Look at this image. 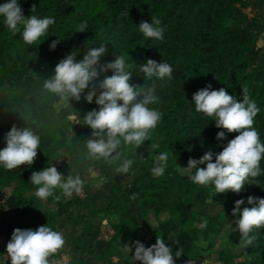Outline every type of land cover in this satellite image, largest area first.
I'll use <instances>...</instances> for the list:
<instances>
[{
	"label": "trees",
	"instance_id": "trees-1",
	"mask_svg": "<svg viewBox=\"0 0 264 264\" xmlns=\"http://www.w3.org/2000/svg\"><path fill=\"white\" fill-rule=\"evenodd\" d=\"M256 3L264 8V0ZM18 4L25 18L32 14L38 18L52 17L55 23L35 43L27 44L22 38V26L14 34L0 18V84L8 87V95L0 103V150L6 147V129L10 131L13 124L19 128L29 126L41 138L37 158L31 166L7 170L0 165V237L9 243L17 228L37 230L48 225L57 231V218L63 210L62 196L57 192L61 190H54L55 195L61 196L59 201L53 196L47 198L59 210L46 213L35 208V193L29 197L24 193L36 192L38 186L31 184L32 173L51 166L52 158L60 151L80 149L89 157L86 142L93 139V130L83 119L89 111H98L99 106L95 99L92 103L86 101V89L79 101L70 100V107L57 113L54 103L58 98L43 89L44 79L54 75L56 65L67 54L76 52L80 61L87 48L105 45L101 65L123 56L126 70L132 73L133 85L155 83L159 100L149 107L160 111L162 119L140 148L122 141L119 150L138 163L132 182L120 185L114 180L112 170L119 162L112 165L103 158H90L99 169V177L113 183L111 191L116 195L108 201L105 210L95 213L102 214L112 230L106 240L107 249L101 255L103 264H133L135 248L126 253L122 247L132 246L135 241L146 247L141 218L146 220L150 214L158 217L163 213H168L170 218L159 224V238L165 240L166 246L172 244L178 251L182 249V256L174 259L175 264H188L189 260L198 264L207 253L214 254L220 264H237L238 256L245 258L241 264H264V227L250 233L257 240L243 247L240 254L231 248L239 247L241 235L237 224L224 247L215 250L214 242L206 247L199 245L208 242L212 235L218 241L228 222L236 223L239 216H233L232 212L237 200L245 201L242 211L253 207L247 202L249 196L264 199V157L260 161V175L249 177L239 193L217 194L213 184H194L189 173L179 170V164L188 165L190 158L199 160L209 151L215 162L216 154L239 135L217 128L214 117L195 111L193 94L208 85L212 90L226 89L241 103L243 89L246 90L249 99L255 100L260 109L253 127L264 143V51L254 49L255 32L264 31V25L259 20L248 22L241 9L245 0H18ZM33 4L37 8L34 13ZM125 12L129 14L121 15ZM153 16L161 20L163 40L145 37L139 30L140 23H151ZM85 21L88 25L85 32H77ZM57 40L59 43L52 50L50 46ZM148 59L169 63L173 78H144L140 65ZM112 74L111 70L106 73ZM103 78L101 74L99 79ZM70 116L77 118L76 123L70 121ZM220 131L225 132L223 140L217 139ZM163 152L172 155L163 176H154L151 169L156 166L155 157ZM199 167L206 168V164ZM134 193L138 194L135 201L130 199ZM209 199L212 203H207ZM84 203L78 198L67 206L82 207ZM209 204L221 207L216 216L196 208L203 209ZM205 220L207 226L200 227ZM78 249L82 253L93 250L80 245ZM6 252L7 245L0 247V255ZM60 257L58 250L49 261Z\"/></svg>",
	"mask_w": 264,
	"mask_h": 264
},
{
	"label": "clouds",
	"instance_id": "clouds-1",
	"mask_svg": "<svg viewBox=\"0 0 264 264\" xmlns=\"http://www.w3.org/2000/svg\"><path fill=\"white\" fill-rule=\"evenodd\" d=\"M36 5L32 6V13L36 11ZM125 12L121 15H128ZM0 16L4 17V24L14 34L23 28L22 38L27 44L35 43L55 23L52 17L38 18L31 15L25 18L18 0H7L0 5ZM88 25L82 22L77 32H85ZM140 32L145 37L163 40L164 28L161 20L152 17V22L142 21L139 25ZM59 40L53 41L51 49L55 50ZM106 54L105 45L87 48L83 59L77 61L76 52L67 54L55 67L54 75L44 79L43 89L55 94L60 102L79 101L82 93L88 90L84 97L88 103H95L99 110L93 109L84 117V124L93 130V139L86 142L87 155L90 158H103L107 163L119 166L115 168L118 174H127L133 164L132 159L125 157L119 150L122 141L126 145L140 148L150 139V134L162 119V113L150 108V104L158 102L155 94L156 85L144 86L131 83L132 73L127 71V65L123 56H116L114 62L100 64V59ZM111 70V76L106 73ZM140 72L144 78L151 80L153 77L163 80L173 78V67L167 62H156L148 59L140 65ZM101 74L104 78L99 79ZM99 83L97 84V81ZM243 102L229 95L224 88L212 90L211 85L193 94V103L197 113H203L214 117L216 127L226 130L228 133H239L228 142L223 150L216 154L213 162V153H205L199 160L190 158L187 168H181L189 173V179L197 185H214L215 193L221 194L228 191L241 192L245 181L249 177L260 175V161L264 157V143L260 142V134L253 127L254 117L260 109L255 100H250L243 89ZM122 101V103H120ZM6 147L0 150V165L7 170L20 168L22 165L31 166L37 158V150L40 147L41 138L33 128H23L12 125L5 136ZM218 140L225 139V132L217 134ZM155 147V146H153ZM172 153L163 152L155 157L156 166L151 171L154 176H163L169 156ZM206 164V168L199 165ZM180 168V167H179ZM195 170L194 174H191ZM31 184L38 186L36 197L47 200L53 196L59 201L61 196L55 195L54 190L60 189L61 195L71 197L73 193L80 194L83 189V181L79 175L66 178L55 166H49L42 171L33 172ZM134 193L130 199H137ZM248 204L251 208H243L244 200H237L232 212L233 216H239L236 221L241 235L240 247H247L257 240L256 235H250L254 229L264 227V199L249 196ZM212 203V200H207ZM205 220L200 227H206ZM65 245L63 234L54 231L51 227L40 226L37 230L14 229L11 240L7 244V254L11 264H50L49 257L58 252ZM135 248V261L142 264H175L173 251L167 247L165 240L157 238L151 247H145L140 241H135L132 246L124 245L123 250ZM182 256V249L175 252V257ZM252 259V257H249ZM55 264V262H53ZM188 264H196L189 260Z\"/></svg>",
	"mask_w": 264,
	"mask_h": 264
},
{
	"label": "crops",
	"instance_id": "crops-1",
	"mask_svg": "<svg viewBox=\"0 0 264 264\" xmlns=\"http://www.w3.org/2000/svg\"><path fill=\"white\" fill-rule=\"evenodd\" d=\"M247 5L248 3H246V0H245V5L241 6V9L244 12L248 22L253 23L255 20H259L264 25V21L261 18L256 17V18L250 19L248 17L246 12L244 11V8ZM253 5L254 7H257L258 9H263L264 11V8L260 4L256 3V0L253 1ZM253 5L249 4V6H252V7ZM255 34H256V39H257V34H264V31H261V30L256 31ZM255 48H258V47H255ZM59 154L60 152L52 158L51 164L53 160L59 158ZM112 176L118 184L120 185L128 184V181H126L128 180L127 178H129L128 174H118L113 169ZM97 181L98 180L88 182V185H86L85 187L86 189L83 190L84 197L79 196L77 194L78 197H74L72 195L68 199V201L70 202L74 199L79 198L81 201H85L84 206L80 207L78 204H74L73 206L68 207L67 204L66 205L63 204V210L60 216L57 218L56 226H57V231L63 234V237L65 239V245L63 246V248L60 249L61 257L56 260L54 259V260L49 261L50 264H53V262H55V264H103L101 255L107 249V246H106L107 242L99 238V235H100V229L103 228L101 227V222H105V219L103 220L102 214H95V213H100L103 210H105V208L107 207L108 201L110 199L116 198V195L111 191V189H109V187L111 188L113 187V185L110 186V184L112 183H109V181L104 179L101 181L100 186H98L99 182ZM83 183L84 185L86 184V182H83ZM94 183L97 185V187H94L92 185ZM28 193H30L29 196H31L33 193H35V190H31V192H28ZM35 199H36V196L34 200ZM46 201L52 202V201H49L48 199ZM38 207L40 208L39 210L43 213L51 212L49 210H44L43 209L44 206L42 205V203H40ZM57 207L59 210L58 205ZM148 218L146 220H148ZM169 218H170V215L168 213H163L159 215L156 218L158 221H160L159 223H157V225H159L161 222L168 220ZM152 228L154 231L158 230L157 227H152ZM158 237H160L159 231H157L156 239L152 240L151 243L153 242L155 243ZM0 238L2 239L0 240V244H2L1 242H3V240L6 241L3 236ZM148 244L149 242L147 238L146 247L149 246ZM78 245L89 247L90 249H93V250H91L90 252L82 253L78 249ZM3 246L0 245L1 248L5 247ZM168 247L172 248V245ZM173 250L177 252L176 249L173 248ZM94 251L96 252V254H94ZM6 254L7 252L5 254L0 255V258L5 257ZM117 259L118 258H114V261H117ZM135 262L136 261H134L133 264H135ZM8 264H11V262Z\"/></svg>",
	"mask_w": 264,
	"mask_h": 264
},
{
	"label": "rangeland",
	"instance_id": "rangeland-1",
	"mask_svg": "<svg viewBox=\"0 0 264 264\" xmlns=\"http://www.w3.org/2000/svg\"><path fill=\"white\" fill-rule=\"evenodd\" d=\"M253 1L254 0H246V3H248V5L244 8V11L246 12V14L248 15V17L250 19L259 17L264 21L263 9H258L257 7H254ZM6 2H7V0H0V5H3ZM249 4L253 5V7L249 6ZM0 18L4 21V17L0 16ZM262 39L264 40V34H257V39L255 41V44H256L255 47H258V48L262 49V51H264V41ZM258 48H254V49L257 50ZM7 88H8L7 86H3L0 84V103L3 102L8 95ZM70 105H71V101L70 102H60L58 100L57 102L54 103V107H55V110L57 111V113L61 109H68L70 107ZM69 119L71 122H74V123H76V121H77V118L75 116H70ZM8 132L9 131L6 129V134ZM70 134H72V133H70ZM51 165L57 167V170L65 178L68 175H72L73 177H75L76 175H79L81 177L82 181L86 182L85 185L83 183L84 186H83L81 193L78 194L79 196L84 197L83 190L86 189L85 187H86V185H88V182L98 180L97 181V182H99L98 186H100L101 181L104 180V178L99 177L100 176L99 169L94 167L93 163L90 160V157H86L80 151V149H77L76 151H66V150L60 151L59 158L53 160ZM137 165H138L137 160H134L131 168L129 169V172L127 173L129 178H127L128 180H126V181H128V183L132 182L135 179L134 172H135ZM187 166L188 165L186 163H181V164H179V167H180L179 170L182 173H187L183 169H181V168H187ZM109 183H111V182H109ZM92 185L94 187H97V185L95 183ZM112 185H113V183L110 184V186H112ZM94 189H96V188H94ZM109 189H112V188L109 187ZM107 191H108V189H107ZM7 192H8V194H10L11 189L8 188ZM57 192L59 194L61 193V191H57ZM29 195H30V193H28V192L24 193V196H26V197H29ZM78 195L76 193H73L74 197H78ZM61 196L63 199L62 201H64L63 204L64 205L68 204V202H69L68 199L70 197H64L63 195H61ZM40 203H42V205L44 206L43 207L44 210H49L51 212H56L58 210L56 203L48 202L46 200L44 201V200L36 197V199L34 200V205H35V207H37V209H40L38 207ZM196 208L199 210H202L204 213L211 215V216H216L218 214V212L221 210V207L216 206V205H212V204L211 205L209 204L207 207H205L203 209L200 208L199 206H197ZM9 212L10 211L8 210V213ZM8 213H7V215H8ZM155 217L156 216H154V214H150L148 220L141 218L142 229H143L144 233L146 234V237L148 238V242H149L148 247H151L153 245V243H151V241L155 240L157 237V231L158 230L154 231L152 227H157V229H158L159 225H157V223H159L160 221H158L156 219L157 217L156 218ZM101 227H103V228L100 229L99 238H101L103 241H106L112 232L110 226L108 225V220H105V222H101ZM235 229H236L235 221H229L228 224L226 225L224 231L219 236L218 241L215 239V235H212L208 242H200L199 245L206 247L208 245V243L214 242L215 243V250H218L221 247H224L225 245L228 244V236H229L230 232H232ZM0 240H2V239L0 238ZM1 243H2V244H0L1 246H3V245L5 246L8 243V241L3 240V242H1ZM171 245L172 244H170L168 246H171ZM173 248L176 249V251H178V249L175 245H172L171 249L173 251V259H174L176 257H175V251L173 250ZM231 248H234V250H236L237 253L240 254L242 252L243 247L232 246ZM125 252L128 253L129 250H127V251L125 250ZM244 260H245L244 257L238 256V258L235 261L237 264H241ZM10 262H11V259L8 256V254H6L5 257L0 258V264H8ZM200 263L201 264H220L219 262H217L216 256L214 254H210V253H207L206 257H204L200 261ZM135 264H142V262L136 261Z\"/></svg>",
	"mask_w": 264,
	"mask_h": 264
},
{
	"label": "water",
	"instance_id": "water-1",
	"mask_svg": "<svg viewBox=\"0 0 264 264\" xmlns=\"http://www.w3.org/2000/svg\"><path fill=\"white\" fill-rule=\"evenodd\" d=\"M198 264H200V261L198 262Z\"/></svg>",
	"mask_w": 264,
	"mask_h": 264
}]
</instances>
